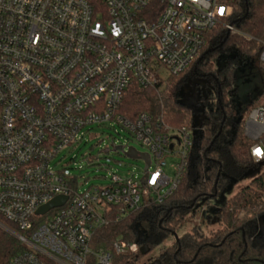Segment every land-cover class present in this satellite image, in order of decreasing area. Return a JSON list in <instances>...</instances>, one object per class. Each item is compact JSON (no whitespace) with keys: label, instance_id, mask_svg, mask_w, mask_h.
<instances>
[{"label":"built area","instance_id":"2783aa9c","mask_svg":"<svg viewBox=\"0 0 264 264\" xmlns=\"http://www.w3.org/2000/svg\"><path fill=\"white\" fill-rule=\"evenodd\" d=\"M232 16L230 0H0V230L22 245L9 264H113L142 248L118 239L107 249L97 234L174 193L199 128L147 112L130 120L119 112L124 96L132 84L154 87L191 68L215 28L241 34ZM107 122L147 148L150 166L79 191L53 161L86 127ZM245 133L261 164L264 102L250 110ZM171 154L180 157L172 178L163 161ZM59 195L68 196L62 206L37 214Z\"/></svg>","mask_w":264,"mask_h":264},{"label":"trees","instance_id":"16d2710c","mask_svg":"<svg viewBox=\"0 0 264 264\" xmlns=\"http://www.w3.org/2000/svg\"><path fill=\"white\" fill-rule=\"evenodd\" d=\"M230 2L231 21L241 34H231L224 41L225 30L217 27L211 33L200 62L157 86L141 88L132 84L127 90L119 110L125 117L134 120L140 113L147 112L162 115L172 125L188 128L194 125V111L181 104L179 93L195 65L200 73H206L216 95L199 96L205 105L199 116L201 136L196 156L178 188L164 203L148 205L101 229L96 238L98 246L109 249L118 239L132 243L144 232L145 239L140 243L149 247V254L194 216L199 201L219 197L261 165L251 155L255 141L246 135L245 123L250 110L264 99V89L259 99L247 107L246 114L240 116L237 73L246 65L248 69L255 70L258 66L264 71L259 59L260 41L264 40V0ZM213 47L217 49L207 52ZM243 78L246 79V75ZM219 209L220 230L207 233L195 226L192 232L175 237L157 256L160 264H264V233L258 228V218L264 214V170L236 194L223 200ZM21 249L15 237L0 230V264H9L11 257ZM147 254L140 250L117 254L113 264H135Z\"/></svg>","mask_w":264,"mask_h":264},{"label":"rangeland","instance_id":"374dc122","mask_svg":"<svg viewBox=\"0 0 264 264\" xmlns=\"http://www.w3.org/2000/svg\"><path fill=\"white\" fill-rule=\"evenodd\" d=\"M243 66L238 71V96L240 116L246 114L247 107L259 99V94L264 89V71L256 66L255 70ZM255 71V72H254ZM249 73V74H248ZM263 75H261V74ZM246 75V79L243 76ZM189 84V83H188ZM191 84V83H190ZM193 88V86H192ZM209 92V91H207ZM264 99L259 101L263 103ZM199 108V106H197ZM197 115V113H196ZM83 138L64 148L54 159L58 169L64 168L67 174L78 181L79 191L89 189L94 185H105L111 173H119L123 176L142 177L144 174L145 163L142 159H132L124 153L115 150L118 145H124L125 151L129 147H134L140 152L147 151V148L138 142L129 131L115 122H107L101 125L88 126L85 129ZM109 149V151H106ZM196 156V151H194ZM62 157V159H60ZM194 158V157H193ZM180 157L176 154L165 156L166 162L164 170L169 177L175 176V165ZM154 166V165H153ZM152 166V167H153ZM264 170V162L245 178L241 179L236 185H232L218 198L207 201L206 204L198 203L197 212L184 224L177 232L178 236L192 232L195 226L207 233H213L222 228L219 218L220 209L217 207L223 200L233 196L243 186L248 184L251 179L259 172ZM224 195V197H223ZM174 235L160 244L152 252L135 264H144L150 259L156 260L157 256L172 243Z\"/></svg>","mask_w":264,"mask_h":264},{"label":"water","instance_id":"95a60500","mask_svg":"<svg viewBox=\"0 0 264 264\" xmlns=\"http://www.w3.org/2000/svg\"><path fill=\"white\" fill-rule=\"evenodd\" d=\"M229 36V32H227L224 41L228 38ZM223 44V42L220 44V46ZM218 47V46H217ZM216 48V47H215ZM215 48L208 50H215ZM202 55L199 59V61H201L203 59ZM192 84H188L186 83L182 89L181 92L179 93L180 96V102L182 105L193 109L194 111V117H195V122L193 127L194 128H199L198 126L201 123V117H199L198 115H196V113L198 112V108H197V103H198V95L196 93H194L192 91ZM194 134L196 135V141L198 142L200 136H201V132L198 131L197 129L194 131ZM115 150H118L122 153H124L125 155H127L128 157L132 158V159H142L145 163V168H144V172H146L150 166L151 163V158L149 153L147 152H140L138 151L136 148L134 147H129L127 151H125V146L124 145H118L114 148ZM106 151H109V149H107ZM147 174L144 177V180L146 179ZM68 199L67 195H59L56 196L54 199H52L50 202H48L47 204L42 205L38 210H37V214H45L47 213L49 210L56 208V207H60L62 206L66 200ZM258 228L260 229V231L262 233H264V214H262L259 218H258ZM174 236L176 237V239L179 238L177 233H174ZM145 239V233L141 232L138 238V242L143 241ZM142 254H147L149 252V247L144 244L142 246V248L140 249ZM152 264H160V260L156 259Z\"/></svg>","mask_w":264,"mask_h":264},{"label":"flooded vegetation","instance_id":"af4514ba","mask_svg":"<svg viewBox=\"0 0 264 264\" xmlns=\"http://www.w3.org/2000/svg\"><path fill=\"white\" fill-rule=\"evenodd\" d=\"M221 46H219V47H221ZM213 48H215V47H213ZM213 48H209V50L213 49ZM216 49H217V47L215 48V50ZM211 51H214V50H211ZM198 62H200V61L198 60ZM197 68H198V65H195L193 67V69L190 70V72L186 76V83H191L193 85L192 91L198 95L197 106H199V108H198L197 115L200 116V114L202 113L203 109L205 108V105H204L203 101L199 98V96L200 95H204L205 97L209 96V97L212 98V97H214L216 95V93H215L214 86L211 83L210 79L208 77H206V73H200L197 70ZM207 91H209V92H207ZM213 101L214 100L211 99L210 103L212 104ZM237 108H238V111H239V104H238ZM223 197H224V195H223ZM214 199H216V198H214ZM202 201L203 202H201L199 205H201L202 203L206 204V202H207L206 199L205 200L203 199ZM220 206H221V202L219 203V206H217V207L220 208ZM152 261H151V259L148 260V262H152ZM148 262H145L144 264H146Z\"/></svg>","mask_w":264,"mask_h":264},{"label":"snow or ice","instance_id":"6c2138e0","mask_svg":"<svg viewBox=\"0 0 264 264\" xmlns=\"http://www.w3.org/2000/svg\"><path fill=\"white\" fill-rule=\"evenodd\" d=\"M221 13L223 12V9H220ZM257 154L260 155L261 151L259 149L256 150Z\"/></svg>","mask_w":264,"mask_h":264}]
</instances>
